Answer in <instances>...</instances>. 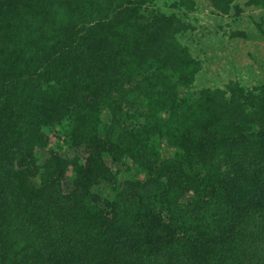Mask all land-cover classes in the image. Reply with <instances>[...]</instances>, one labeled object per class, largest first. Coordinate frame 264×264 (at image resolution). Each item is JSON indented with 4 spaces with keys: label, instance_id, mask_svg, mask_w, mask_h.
Segmentation results:
<instances>
[{
    "label": "trees",
    "instance_id": "obj_1",
    "mask_svg": "<svg viewBox=\"0 0 264 264\" xmlns=\"http://www.w3.org/2000/svg\"><path fill=\"white\" fill-rule=\"evenodd\" d=\"M171 7L0 0V264H264V73L193 89Z\"/></svg>",
    "mask_w": 264,
    "mask_h": 264
},
{
    "label": "rangeland",
    "instance_id": "obj_2",
    "mask_svg": "<svg viewBox=\"0 0 264 264\" xmlns=\"http://www.w3.org/2000/svg\"><path fill=\"white\" fill-rule=\"evenodd\" d=\"M174 0H155L166 12ZM186 13L194 29L179 35L193 57L200 61V69L192 88L222 87L235 79L249 89L261 83L264 73V32L257 23L264 21V9L245 5V0H234L227 15L218 14L208 0H195V9ZM245 35H234V32ZM51 136V133L48 132ZM52 137V136H51ZM62 139V138H61ZM61 143V141H60ZM63 149V148H62ZM57 149L62 157L70 158L76 151ZM101 191L106 193L104 188Z\"/></svg>",
    "mask_w": 264,
    "mask_h": 264
}]
</instances>
